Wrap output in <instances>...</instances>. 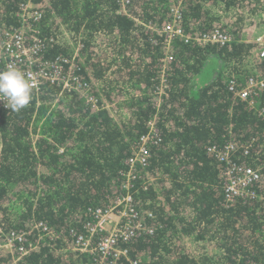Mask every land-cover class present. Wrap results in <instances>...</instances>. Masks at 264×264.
Returning <instances> with one entry per match:
<instances>
[{"label":"trees","instance_id":"1","mask_svg":"<svg viewBox=\"0 0 264 264\" xmlns=\"http://www.w3.org/2000/svg\"><path fill=\"white\" fill-rule=\"evenodd\" d=\"M26 1L0 0V34L21 23L16 15ZM34 1L46 58L74 52L59 38L71 32L74 46L82 44L79 78L99 104L74 91L60 97V87L45 85L21 111H0V225L23 231L45 222L59 234L18 264H92L91 255L74 249V232H83L92 208L124 191L121 171L151 120L162 139L135 181L134 197L155 230L127 243L128 257L118 264L264 263V200L226 203L222 166L209 152L230 136L250 144L235 160L259 168L253 189L264 195V88L250 105L228 86L231 78L239 86L252 74L264 78V58L242 35L244 16L233 23L236 40L226 45L175 38L161 96L167 48L141 22L167 23L170 0H133L129 13L115 0ZM247 3L255 14L264 12V0H189L182 7L185 31L211 32L222 27L216 10L235 12ZM103 38L108 57L96 51ZM208 66L215 68L206 76ZM205 240L212 246L198 255L187 245Z\"/></svg>","mask_w":264,"mask_h":264},{"label":"built area","instance_id":"2","mask_svg":"<svg viewBox=\"0 0 264 264\" xmlns=\"http://www.w3.org/2000/svg\"><path fill=\"white\" fill-rule=\"evenodd\" d=\"M115 1L122 12H131L130 6L133 0ZM170 2L172 3L170 20L163 26L159 27L152 22H141L149 34H160L167 48V54L163 58L162 85L158 88V94L161 96L166 87L165 75L168 72V63L173 59V42L177 37L183 38L185 42L229 44L237 38L233 23L242 15L244 24L246 23L242 28L243 38L245 40L250 38L248 41L255 45V54L258 59L264 58V28H257V24L254 23L257 18L254 15L257 14L251 10V3H247L244 8H238L235 12L216 10L222 27L208 33L191 35L185 31L182 10L183 5L189 0H170ZM209 5L212 6V4ZM260 15L264 17V12ZM16 16L21 23L11 26L0 34V71L8 67L18 68L31 77L34 83L33 91L39 92L45 85H56L61 88L60 97L64 92H78L86 99V102L96 107L99 104L98 99L91 92L90 86L78 75L81 42L77 43L70 56L59 55L48 59L44 53L45 39L37 26L42 18L38 4L34 0H27ZM63 36H66L68 40L77 39L68 31L60 34L59 38L62 39ZM102 43L96 51L108 57L110 48L107 39L103 38ZM248 67L256 71L252 66ZM228 86L236 97L253 105L255 102L253 96L258 90L264 88V78L249 75L241 86L237 84L236 78H231ZM6 110L8 108L4 106L3 101H0V111ZM259 114L264 118V107L259 109ZM161 139L159 127L154 120H151L148 123V131L139 138L132 155L127 160L126 167L121 171L124 191L116 195L108 204L92 208L91 218L85 224L83 232H74V249L91 255L92 264H118L122 257H128L127 243L137 240L143 234L154 233L155 228L144 223V218L135 204L134 191L135 181L142 177V172L149 166L152 146L158 144ZM1 149L0 131V151ZM240 151L249 153L250 144H244L232 136L223 144H213L209 147V152L222 166L225 201L232 203L238 199L249 200L256 197L264 200V195L253 189L254 184L261 180L262 173L259 168L237 162L235 156ZM145 178L144 175L143 179ZM35 230L38 232V238L32 236ZM57 235H59L58 232L45 222H37L32 228L23 231H7L0 225V256L9 257L8 261L0 262V264H18L20 259L37 250L41 241L51 240ZM192 243L201 244L202 241H188L187 245L191 247ZM192 250L194 251L193 248ZM249 264L264 263L251 261Z\"/></svg>","mask_w":264,"mask_h":264},{"label":"clouds","instance_id":"3","mask_svg":"<svg viewBox=\"0 0 264 264\" xmlns=\"http://www.w3.org/2000/svg\"><path fill=\"white\" fill-rule=\"evenodd\" d=\"M34 83L20 69L8 67L0 71V101L12 112L28 106L33 98Z\"/></svg>","mask_w":264,"mask_h":264},{"label":"rangeland","instance_id":"4","mask_svg":"<svg viewBox=\"0 0 264 264\" xmlns=\"http://www.w3.org/2000/svg\"><path fill=\"white\" fill-rule=\"evenodd\" d=\"M254 16L257 17L256 18V21L254 22V23L257 24V28H264V17H263V15H260V13H257V15H254ZM250 22L252 23V21H250ZM245 24L243 23L242 28L245 27ZM249 25L250 24H249V21H248L247 22L248 28H249ZM246 36L247 35L245 34V38H246ZM62 40L65 41L66 43L70 44L71 47H72V44H73V47L75 49L76 45L74 46L73 40H68V38L66 36H63L62 37ZM208 68L209 69H207V71H206V76H208L212 72V70L215 68V66L214 67L208 66ZM245 70H247V72H249L250 69L247 67V68H245ZM204 246L207 247V248H211L212 245L208 242V240L202 241L201 244H199V243H196V244L192 243V245H191V247L194 249L195 254H197V255L199 254V253H197L199 249L204 250ZM216 252L217 251L212 250L210 253H216ZM203 259L201 258V263H203Z\"/></svg>","mask_w":264,"mask_h":264},{"label":"crops","instance_id":"5","mask_svg":"<svg viewBox=\"0 0 264 264\" xmlns=\"http://www.w3.org/2000/svg\"><path fill=\"white\" fill-rule=\"evenodd\" d=\"M250 38L247 39V41L249 40ZM254 52H255V49H254Z\"/></svg>","mask_w":264,"mask_h":264}]
</instances>
